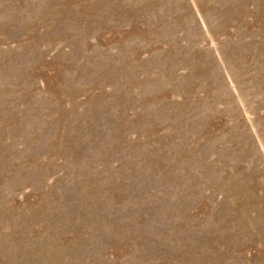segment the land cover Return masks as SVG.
Segmentation results:
<instances>
[{
    "label": "rangeland",
    "instance_id": "1",
    "mask_svg": "<svg viewBox=\"0 0 264 264\" xmlns=\"http://www.w3.org/2000/svg\"><path fill=\"white\" fill-rule=\"evenodd\" d=\"M0 264H264V0H0Z\"/></svg>",
    "mask_w": 264,
    "mask_h": 264
}]
</instances>
